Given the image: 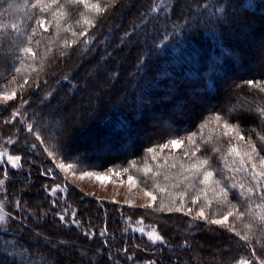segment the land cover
<instances>
[{"label":"trees","instance_id":"16d2710c","mask_svg":"<svg viewBox=\"0 0 264 264\" xmlns=\"http://www.w3.org/2000/svg\"><path fill=\"white\" fill-rule=\"evenodd\" d=\"M202 2L182 0V8L166 18L163 13L148 15L152 0H122L100 18L82 5L59 0L66 13L60 18L58 4L40 12L31 6L35 0H0V23L7 26L0 32V84L5 86L0 91H10L25 78L29 81L17 99L0 102V138L15 139L10 152L21 158L17 171L0 162V178L5 179L7 170L0 201L9 228L4 232L0 227V243L5 238L9 245L18 241L17 256L27 249L30 256H46L50 264L264 261V229L256 216L264 215V207H257L264 192L241 195L254 186L244 155L250 150L246 141L249 137L256 141L257 132L264 129V121L253 111L264 105V92L244 83L264 80V0H249L253 7L235 16L227 7L229 0H221L225 7L216 15L212 8L197 6ZM181 11L183 18L178 19ZM85 18L95 26L83 23ZM41 19L48 31L39 27ZM82 30L92 37L87 44L82 43L86 37L72 35ZM165 35L167 40L161 43ZM29 37V46L38 54L34 60L24 59L20 52ZM120 48L122 52L117 51ZM107 53L116 55L107 59ZM15 67L22 74L15 73ZM13 76L16 83L8 86ZM17 109L23 118L12 116ZM217 114L238 124L245 140L222 136L224 129L211 119ZM26 124L32 125L31 133L24 129ZM193 134L200 148L195 157L191 155L195 146L185 139ZM172 139L185 143L177 149L157 147ZM230 146L239 155H228ZM149 148L158 154L148 153ZM205 156L213 179L201 184L204 169L196 173L190 165ZM57 160L85 171L127 168L125 173L155 194L156 202L151 208L120 206L85 195L60 178L54 170ZM149 167L152 171L145 175ZM216 180L221 186L237 185L229 188V201L236 206L228 220L233 231L208 223L230 210L219 202ZM54 184L63 185L64 199L59 192L50 193ZM202 208L205 217L195 216ZM240 211L245 214L237 220ZM57 214L65 215L64 222ZM139 219L156 227L170 247L152 244L132 231ZM244 235L247 240L241 239ZM0 260L11 264L3 255Z\"/></svg>","mask_w":264,"mask_h":264},{"label":"snow or ice","instance_id":"6c2138e0","mask_svg":"<svg viewBox=\"0 0 264 264\" xmlns=\"http://www.w3.org/2000/svg\"><path fill=\"white\" fill-rule=\"evenodd\" d=\"M122 0H65V3L67 4H72V5H82L84 9L88 10L89 12H94L98 17L103 18V16L109 12L110 10L115 9L116 7H118L121 4ZM53 4H58V8L57 11L59 12V16L60 18H63L66 13L63 11L64 5L63 4H59V0H35V4H32V7H39V11L40 12H45L47 10H49L51 8V6ZM182 0H176L175 3H169V0H159V2H157V0H152V3L150 5V8L148 10V15L152 16L153 14H159V13H163L165 15L166 18H170L171 14H174L175 12H177V10H180L182 8ZM200 8L203 9H207V8H212L213 9V14H219L224 10L225 5H223L221 3V0H216L215 4H208L207 0H204V2L199 3L197 5ZM227 7L232 10V14L235 16L237 13L240 12H244L249 10L250 8L253 7V4L249 2V0H242L241 3L237 4H233L232 0H229ZM53 15H56V12H53ZM183 18V12L181 11L180 16H178V19H182ZM143 19H142V23H143ZM39 27L41 29H43L44 31H48V28L45 27V21L44 20H38L37 21ZM77 23L79 24V21H77ZM83 23L89 25L90 27H94L95 23L92 19H88L85 18L83 20ZM7 26L0 23V32H3V30L6 28ZM136 27H140V25H137ZM11 28L13 30H17L18 26L16 24H12ZM66 31H70L69 28L65 29ZM32 35H36V30L33 29L32 31ZM72 35L74 36H83L86 37V39H84L82 41V43L87 44L89 43V40L92 39V37H90L88 35L87 30H82L79 33L76 32H72ZM125 35H128V33H126ZM167 40V35L164 36L163 40L161 41V43H163L164 41ZM32 43V39L31 37L28 38L27 43L25 44V46H23L20 49V52H22L24 54V59L27 58H31V59H36L38 54L33 50L32 47H30L29 45ZM37 44L39 43V41L36 42ZM66 46L71 47V43L69 42H65ZM74 43V41L72 42ZM160 45H156V47H159ZM118 52H122L123 49L120 48L117 50ZM114 55H116V53H107V59H111ZM17 59L19 60L20 57H17ZM145 64V60L143 57L140 58V64L138 66L142 67ZM14 72L17 74H22L21 73V69L19 67H15ZM35 71V69H33ZM113 75H118V74H113ZM65 79L67 80L68 77H65ZM16 83V76H13L11 80H8V86L14 85ZM29 83V81L25 78L23 84H19L16 85V87L11 88L10 91L8 90H3L0 91V101H2L4 104H7V102L9 101H13L15 99H17L18 96V91L22 90L24 88L25 85H27ZM245 84L249 85L252 88H256L258 89L260 92H264V80H247L244 81ZM5 86L3 84H0V88H4ZM21 102L26 104L28 103V101L26 99L21 98ZM237 111H241L239 109H237ZM253 111H255L257 117L259 118V120L264 121V105L258 106L257 108H255ZM18 114V109L16 111H14L12 113V116L15 117ZM212 120H214L218 125H220L224 131L221 133L222 136L230 138V139H235V138H239V140L244 141L245 137L243 135L240 134L239 131V125L238 124H231L229 123L226 119H224L222 116L220 115H214L212 118ZM11 121H5V123H10ZM29 131H32V125H29ZM253 131H256V129H253ZM194 135H191L185 139L188 140L189 143L193 144L194 150L191 152V155L193 157L196 156V153L200 151V148L198 145H196L195 139H194ZM41 137L39 135H37V139H40ZM9 143H11V140L9 138L8 140ZM185 143L184 139H172L170 141H168L165 144L162 145H158L157 147L163 151L166 148H169V146H171L173 149L175 148H180L181 146H183ZM248 148L250 149L249 151L245 152V157L247 158V161L250 164L251 167V171L249 173V175L251 176V180L254 182V186L253 187H248L246 189H244V192L241 193V195H248L249 197L251 196V194L253 192L256 193H261L264 192V155H262L261 153L264 152V129H260L259 132H257L256 135V141H253L251 139V137H249L246 141ZM258 145H259V150H258ZM148 153H156V149L154 148H149L147 149ZM236 154L239 155L237 149L234 146H230L229 147V151H228V155H232V154ZM158 154V153H156ZM188 152H185V155H188ZM7 152H0V156H6ZM8 161L11 162V164L13 166H16L17 163L20 161V157L19 156H8ZM155 158V157H153ZM241 163L243 164V160L241 161ZM61 167H65L64 165H60ZM134 166V165H133ZM210 167V159L205 156L203 158H198L197 161L195 163H192L190 165V169L195 170L196 173H200L201 169H204V171L202 172L203 175V179L199 181V183L201 184H207L209 181H212L213 179V171L209 170ZM67 168H72V165H67ZM238 170H243L245 172H248V169H238ZM124 172H128V169L125 168L123 169ZM152 169L149 167L147 169L144 170V174L147 175L148 172H151ZM84 175H93V173H84ZM4 177L6 179L7 177V170L5 169L4 171ZM5 179H0V185H4L5 183ZM129 180L135 184L136 180L132 177L129 176ZM214 183L216 184V186L219 188V192L217 193V197L221 198L219 199V202L223 205L225 203L228 204L229 206V211L226 212V214L221 218V219H210L208 220V223L213 224V225H220V226H227L229 231H233V227L228 225V220L229 217H232L234 215V211H235V205L231 203V201H229V188H236L237 185L236 184H230V185H224L221 186V181L220 180H216L214 181ZM58 187V186H57ZM240 188H244V185L241 184L239 185ZM56 188L52 189V192H56ZM163 190V189H161ZM145 195L150 196L152 201L156 200V196L152 195V193L150 191H146ZM237 201L239 202V198L237 197ZM261 201L262 203L257 205L258 208H262L264 207V195L261 196ZM197 202L196 199H193L192 203L195 204ZM183 204V195H181V206ZM211 202H209V206H210ZM55 205V201H53V206ZM131 206V205H130ZM153 205L151 203L147 204V205H142V207H146V208H151ZM17 207H19V202H17ZM164 205H161V209H163ZM181 210L180 207L175 208V211L179 212ZM192 211V209H188V212L190 213ZM248 211H250V208L248 209ZM244 211H240L236 214V219L239 220L240 218H242L244 216ZM59 219L61 222H64L65 220V215H67V209L65 210V215H59ZM73 215H75V213H73ZM199 217L204 218L205 217V212L203 210V208L199 211L198 213ZM257 218L260 220L261 222V227L262 229H264V215H260L259 213L256 214ZM14 219V217H12ZM73 223L75 224H79V221H73ZM137 223H142V221H137ZM5 224V216L4 215H0V226ZM246 227L251 228L252 225H246ZM138 231H140L142 234L144 233V229L143 228H139L137 229ZM4 232H8L9 228L8 227H4L3 228ZM107 232V229H102L101 230V235H105ZM237 235H239V233H236ZM86 236H88V233H85ZM148 239L155 244L157 241H159L163 247H170L167 242L164 240V237L162 235H160L156 230L155 227H153L152 231H149L147 233ZM89 239H91V236H88ZM241 239L243 240H247L248 237L247 235L241 236ZM63 243V242H61ZM187 244V242L185 241V245ZM185 245H182L181 247H184ZM19 246V242L17 241L16 245H9L7 243V238H5V242L4 243H0V249H3V252L0 253V255H3L7 258L10 259L11 264H50L48 258L44 255H40V256H30L27 249H24L20 252V255L17 256L16 251H17V247ZM65 250H70V249H65ZM126 251V249H125ZM97 252H99V250H97ZM81 255L83 256V253H81ZM253 255H255V252H253ZM109 259H111V257H109ZM129 260L132 259L131 256L128 257ZM0 264H4L3 260H0ZM144 264H157L156 260H146L144 262ZM235 264H240V261H236ZM244 264H248L247 261L244 262ZM260 264H264V261H261Z\"/></svg>","mask_w":264,"mask_h":264},{"label":"rangeland","instance_id":"374dc122","mask_svg":"<svg viewBox=\"0 0 264 264\" xmlns=\"http://www.w3.org/2000/svg\"><path fill=\"white\" fill-rule=\"evenodd\" d=\"M22 106L23 105H21V107ZM20 109L18 110V114L14 118L18 116L23 118V115L22 114L20 115ZM24 129L27 132L31 133V131H29V126H27V124L24 125ZM8 140L9 139L0 138V152H5V151L7 152L6 156H0V162L6 164L10 168V170L17 171L20 169V162H18L16 166H13L11 162L8 161L7 158L8 156H17V155H13L10 152V146L14 143L15 139H10L11 143H9ZM46 153L48 154V151ZM60 165H64L65 167H61ZM67 165H71V164H67L62 160L54 161V170L59 173L60 178H64L69 185L78 189L80 192H82L85 195L92 196L94 198L108 202H114L120 206L131 205V207H142V205H147L149 203L154 205V203L156 202V200L152 201L150 196L145 195L146 190L140 187L137 182L133 184L129 180L130 175H127V173L125 172L117 171V170H105L101 172L85 171V170H79L74 165H72V168H67ZM84 173H93V175H84ZM6 185H7V180L5 179V183L4 185H0V189L4 190V188H6ZM53 188L57 189L56 192L60 193L62 199L65 198L66 191L63 185H59V184L52 185L50 193L52 195L53 194L55 195L56 192L54 193L52 192ZM152 195L156 196L153 193ZM198 213L199 212H196L195 216L199 217ZM0 215L5 216V224L0 227H5L6 224L8 223V218L4 210L3 203L1 201H0ZM221 218L222 217L216 219H221ZM137 221H142V220L139 219ZM137 221L134 222L133 226L130 229L135 233L139 234L140 236H143L147 241L151 242L148 239L147 233L149 231H152L154 226L148 225L143 221L142 223L138 224ZM139 228L144 229L143 234L137 230ZM155 230L158 232L156 227ZM157 243L160 242L157 241L155 244Z\"/></svg>","mask_w":264,"mask_h":264}]
</instances>
